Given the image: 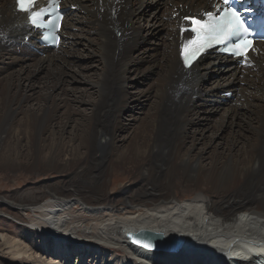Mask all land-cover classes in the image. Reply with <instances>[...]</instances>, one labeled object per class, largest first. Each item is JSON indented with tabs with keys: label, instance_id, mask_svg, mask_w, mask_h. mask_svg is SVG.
I'll return each instance as SVG.
<instances>
[{
	"label": "bare ground",
	"instance_id": "bare-ground-1",
	"mask_svg": "<svg viewBox=\"0 0 264 264\" xmlns=\"http://www.w3.org/2000/svg\"><path fill=\"white\" fill-rule=\"evenodd\" d=\"M151 1L149 12L144 0H61L52 35L53 24L35 33L15 0H0V169L57 176L1 197L0 211L27 224L54 263L253 264L264 256V45L248 66L212 51L185 69L184 18L213 0ZM151 74L125 95L131 76ZM133 102L148 110L132 118L137 133L118 136ZM124 172L131 180L111 195ZM180 187L194 197L178 199ZM151 236L180 251L146 250ZM28 246L0 243V258H29Z\"/></svg>",
	"mask_w": 264,
	"mask_h": 264
},
{
	"label": "rangeland",
	"instance_id": "rangeland-1",
	"mask_svg": "<svg viewBox=\"0 0 264 264\" xmlns=\"http://www.w3.org/2000/svg\"><path fill=\"white\" fill-rule=\"evenodd\" d=\"M145 1V5H147L149 7V12H150V8L154 6V1L151 0H144ZM162 3V1H161ZM158 6V5H157ZM159 7V6H158ZM165 8V7H164ZM164 8H161L159 14L163 15V11ZM158 13V12H157ZM194 15V14H192ZM162 23H165V21H162ZM154 35L155 38L152 39V46L157 47L159 49L160 44L159 43V36L162 35L160 32L154 30ZM162 40L164 42L163 39V35L161 36ZM120 38V35H119ZM151 40V39H148ZM157 43V44H156ZM39 56H42V54H38ZM86 62V60H85ZM95 62L91 63L93 66ZM155 78V76L148 75V77H144V76H134L132 78V76L129 78V80L126 81V86L124 89V93L127 96H132L135 95L139 92V90H144L147 89V84H149V82H151L153 79ZM147 87V88H146ZM94 89H86L85 94L83 95L85 100H88L91 98V96L93 94L90 93H86L87 91H93ZM152 93V91H151ZM94 98V97H93ZM91 98V99H93ZM231 101V102H235V97L232 95L230 98L224 99V101ZM141 103H144V101H142L141 99ZM143 105V104H142ZM140 105L137 104L136 102H133L131 104H128L129 110H125L120 118L119 121L122 124V128L117 132V135L121 136V137H128L130 135H132L133 133H137L135 130V127L137 125L138 122H136L135 120H132V118H140L142 116V112H141V107L143 109V111L148 110V106L147 105ZM144 107V108H143ZM84 109H88V107L86 106ZM83 109V110H84ZM85 113L90 114L89 110L84 111ZM139 135V134H138ZM216 142L214 143H224L227 141V139L225 137L222 136V141L221 138H216L215 140ZM212 153V151L208 152L206 154V157ZM25 162V160L23 161V163ZM0 171H3L0 169ZM118 173V177H115V174L113 173V176L110 179V185H109V192L111 195L115 196L117 195V192L119 191V185L126 183L128 180H131L132 178V174L131 173H127L124 172L123 175ZM53 175V174H51ZM56 174L53 175V179H47L46 175H40L37 176L34 173L30 174L29 172L24 171L22 168H19L15 171H7L1 173L0 172V198L1 197H6V198H15V199H21V196H29L30 194H32L33 192H37V188L38 187H42V186H46V184H50L53 183V181L56 179ZM52 177V176H51ZM127 178V180H126ZM129 178V179H128ZM119 184V185H118ZM43 188V187H42ZM181 188V187H180ZM178 195V199H189V198H193L194 197V193L192 191H188V190H183V188L180 189V195ZM78 217L80 219H85V218H89V217H81V214H78ZM20 219H22L21 217H19ZM18 217H13L11 215V213L8 215L7 211L4 209H1L0 211V243H5V242H9V245L14 246L16 245H20L23 244L28 246L29 248H33L32 251L28 252L27 255H31L29 256V258L23 257L22 255H20L19 257H14L15 259H11L8 255L5 256L4 259L0 258V264H59V263H54V261H58L55 257V255L49 256L51 255L50 253H46L44 250L38 249L37 250V246H40L43 248V243H42V239L39 238L36 234L32 233L30 230H28V225L25 223L20 222L19 220H17ZM26 237L28 239V241L26 240ZM57 238V237H56ZM35 244V245H34ZM33 246V247H32ZM62 247V248H61ZM201 247V245H200ZM44 248H46L44 246ZM54 248H61V250L64 248L63 246H55ZM56 252L59 253L58 249L56 251H53V254H56ZM57 253V254H58ZM109 254H113L111 251H109ZM26 255V256H27ZM61 255V254H59ZM86 263V262H85ZM84 263V264H85ZM89 263V262H87Z\"/></svg>",
	"mask_w": 264,
	"mask_h": 264
},
{
	"label": "snow or ice",
	"instance_id": "snow-or-ice-1",
	"mask_svg": "<svg viewBox=\"0 0 264 264\" xmlns=\"http://www.w3.org/2000/svg\"><path fill=\"white\" fill-rule=\"evenodd\" d=\"M224 3L228 4L229 0H224ZM48 4L50 7L52 5L58 6L59 0H48ZM37 7V0H16V10L25 13L34 26H38L40 18L47 12L45 8H40L39 11L34 10ZM206 15L211 18L208 22H202L200 19L187 17V19H190L191 23L195 25L191 28V31L197 33V35L188 42L189 47L182 50L181 55L185 67L190 66L194 59L200 54L201 49L210 47L213 41L221 43L232 36L247 34L249 31L240 14L235 10L229 9L228 14L222 17L215 16L211 11L206 12ZM57 19H59V17H57ZM49 23L53 24L52 35H54L58 25L56 21H49ZM225 51H227V49H225ZM246 53L247 45L240 51H233L232 54L243 57Z\"/></svg>",
	"mask_w": 264,
	"mask_h": 264
},
{
	"label": "water",
	"instance_id": "water-1",
	"mask_svg": "<svg viewBox=\"0 0 264 264\" xmlns=\"http://www.w3.org/2000/svg\"><path fill=\"white\" fill-rule=\"evenodd\" d=\"M173 241L165 242V239H160L158 237H149L146 238L141 246H143L146 250H152L154 252H177L180 251V248L172 243ZM172 245H171V244ZM179 248V249H177ZM184 252V251H181Z\"/></svg>",
	"mask_w": 264,
	"mask_h": 264
}]
</instances>
